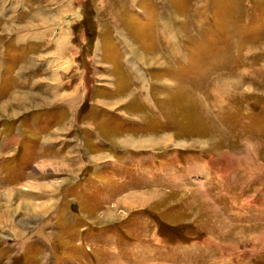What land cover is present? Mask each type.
I'll list each match as a JSON object with an SVG mask.
<instances>
[{"label": "rangeland", "instance_id": "rangeland-1", "mask_svg": "<svg viewBox=\"0 0 264 264\" xmlns=\"http://www.w3.org/2000/svg\"><path fill=\"white\" fill-rule=\"evenodd\" d=\"M0 264H264V0H0Z\"/></svg>", "mask_w": 264, "mask_h": 264}, {"label": "bare ground", "instance_id": "bare-ground-1", "mask_svg": "<svg viewBox=\"0 0 264 264\" xmlns=\"http://www.w3.org/2000/svg\"><path fill=\"white\" fill-rule=\"evenodd\" d=\"M174 46V45H173ZM62 48V47H61ZM60 51H61V49H60ZM63 51H64V49H63ZM177 54V53H176Z\"/></svg>", "mask_w": 264, "mask_h": 264}]
</instances>
